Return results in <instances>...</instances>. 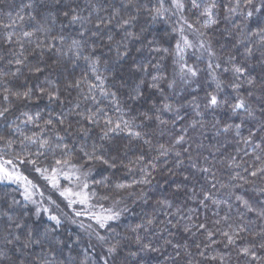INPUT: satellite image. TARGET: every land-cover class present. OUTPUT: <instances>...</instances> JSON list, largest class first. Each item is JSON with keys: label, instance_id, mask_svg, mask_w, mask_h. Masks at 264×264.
<instances>
[{"label": "trees", "instance_id": "trees-1", "mask_svg": "<svg viewBox=\"0 0 264 264\" xmlns=\"http://www.w3.org/2000/svg\"><path fill=\"white\" fill-rule=\"evenodd\" d=\"M200 2L211 3L212 0ZM127 3L128 0H64L57 5L53 0H0V72H15L18 67L15 60L24 59L25 66H20L21 72L17 77L10 76L8 79L12 84L27 81L28 86L37 90V95L31 100L19 102L13 98L7 120L19 125L24 135L40 132L35 124L21 123L24 117L20 113L24 111L32 114L39 112L44 120L63 112L68 116V121L75 125L78 117L69 113L73 111L74 105L79 103L80 112L102 108L105 116L114 121L134 119L135 130L141 131L144 139L150 140V144H144L143 140L133 139L127 136L126 132L113 136L114 143L122 147L127 146L121 153L124 165H128L129 160H135L140 155L144 156V164H155L156 170L149 177L150 183L133 185L127 191L116 193L108 201L92 198L99 206H111L122 212L118 221L110 222L114 232L97 230L101 235H106L110 243L121 242V251L115 264H221L219 259L211 260L212 256L223 257V264H264V249L259 248L262 238L253 235L264 228V217L259 215V211L264 209V191H261L264 189V173L251 175L256 169L264 168V152L261 151V148H264V42H261L259 36L251 35L264 28V8L256 11L248 5L247 0H215L217 6L213 10V18L217 23L205 29L202 27L204 18L200 17L203 7L199 10L192 9L191 0H184L186 8L182 14L189 23H194L196 28L205 33L204 39L210 41L212 50L216 53L209 63L213 66L218 63L220 68L214 67L210 74L207 68L209 63L190 56L186 61L200 70L198 76L187 84H181L177 79L176 87L169 89L167 84L173 79L172 57L155 53L151 49L156 46L171 49L175 46V33L161 39L165 33H171V29L176 27L175 14L169 4L165 3L164 6L169 12L163 19L157 17L153 20L146 10L137 12L134 7H122ZM261 3H264V0H252L253 5ZM94 5H99L95 11ZM155 5L156 0H151L150 6ZM69 7L76 9L84 17L91 14L92 24L87 25L91 31L96 30L94 25L99 17L107 20L114 9H120L121 15L116 17L111 25L102 29L104 39L92 38L96 39L95 56L100 60L95 72L83 58L74 61V58L61 56L60 49L63 48L67 52L70 41L79 38L81 27L79 24H70V16L66 18L63 15ZM231 7L236 8L234 14L228 12ZM248 12H253V15L246 19ZM129 16H135L136 19L126 26V30L135 32L140 39L128 41L129 55L124 59H117L115 48L107 44V33L119 32L115 39L120 40L124 32L117 29L116 25ZM19 17L23 19H18ZM41 26L51 28V31H37ZM24 32H32L33 35L30 38L24 37ZM61 35L66 37L64 43L59 40ZM52 37L57 39L53 40ZM153 40L156 41L155 44L150 43ZM246 48L253 49L251 56L245 55ZM87 54L86 51L84 55ZM228 57H234L232 63L246 70L239 80H236L231 71H224L225 68L232 67ZM140 65L147 66L148 72L134 70V66ZM151 65L159 67L153 68ZM35 66L42 68L43 72H29V68ZM162 73L167 79L161 83L160 88H150L148 85L152 82V76ZM96 75L104 79L96 80ZM81 77L85 79L80 88L66 87ZM248 79L255 81L254 87L246 83ZM46 80H52L53 86L60 88V99L63 103H50L46 95H39V88L47 87ZM141 80L145 81L140 86L141 95L133 100L129 93ZM233 83L240 84V87L234 90L231 87ZM90 85L93 87L90 88ZM101 88L115 92V97L103 96ZM249 92L252 93L251 96L248 95ZM210 94L218 96L222 102L220 107H206ZM85 96H94L97 102L84 99ZM238 98L246 99L247 104L254 110L255 118H246L244 112L239 109L236 114L232 113L231 106ZM166 103L170 104L174 111H163L162 106ZM3 107H8V104L3 102L0 95V109ZM156 109L161 111L157 112ZM145 114L152 119H144ZM156 116L166 123L159 124ZM177 116L180 119H176ZM68 121L64 127L68 126ZM36 123L42 126L43 120ZM235 124H242L238 130L239 135L235 128L228 132L223 131L225 125ZM0 130V135L8 133V138L17 141L11 149H5L0 142V155L3 157L21 162L18 157L29 151L33 154L36 152L34 146L22 150L18 143L21 137L5 128L3 119H0ZM57 131L59 135L65 136V143H79L74 130H70L72 134L68 135L62 129L54 128L46 135L53 136ZM100 131V127L91 126L89 144L100 142ZM250 133L251 143L245 144L243 140ZM180 136H183L184 140L175 143ZM256 144H260L261 148H256ZM161 146L166 150L170 149L167 156L160 155ZM177 152L180 153L179 157L176 156ZM257 156L261 159L257 160ZM29 158L37 161L35 166L51 169L50 166L54 165L51 152L47 157L32 155ZM56 158H60L58 154ZM177 160L183 161L179 167ZM117 163L116 169L96 165L89 183L108 177L112 184H132L134 180L143 178L140 173L143 165H137L133 172H128L125 167L119 166V160ZM204 169L207 171H203ZM92 190H96V186ZM100 192L105 194L103 189H100ZM141 192H144L145 199H137ZM205 192L211 199H204ZM236 196L247 200L256 211H247L241 202L236 200ZM115 200H120V203L114 205ZM159 200L169 201L170 206L158 205ZM214 200L219 203H213ZM125 207L127 212H123ZM35 214L33 207L23 200L18 187L0 183V252L5 254L0 264H39L41 256L52 261V264H69L70 261L74 264H80L81 261L83 264H104L105 259H108L109 264H113L106 254L107 244L102 247L94 234L90 236L88 232L68 223L69 221H63L53 233L55 239L63 242L59 247H50L45 243L22 248L29 231L32 233V239L36 240L43 235L45 229L53 227L54 222L43 215ZM225 216L228 217L227 221L224 220ZM151 217H154L151 226L141 228L136 233L130 231L136 225L146 223ZM15 223L24 227L17 229ZM201 223L205 224L204 229H199L198 225ZM229 224H249L250 230L240 233L236 243L230 245L222 235V232L230 231ZM185 228L188 231H185ZM209 231L213 233L211 237L207 236ZM7 233L12 234L8 236L9 239L18 235L20 240L13 239L12 244H5L4 236ZM137 236L141 238L140 244L136 243ZM145 244L150 245V249L142 251ZM251 245L256 246L257 255L262 259L252 260L239 254L242 247ZM130 252H135V257L129 256Z\"/></svg>", "mask_w": 264, "mask_h": 264}, {"label": "snow or ice", "instance_id": "snow-or-ice-1", "mask_svg": "<svg viewBox=\"0 0 264 264\" xmlns=\"http://www.w3.org/2000/svg\"><path fill=\"white\" fill-rule=\"evenodd\" d=\"M53 2L57 5L64 2V0H53ZM102 2V0H101ZM151 0H148V2H141V0H128L127 4L122 5L124 8H135L137 12L143 10H146L150 16H152L153 20H155L157 17L163 19L164 16L169 12L168 8H165V0H156L155 6H150ZM171 8L175 10L173 14L176 13H183V11L186 8V5L184 3V0H170ZM248 5L252 6L256 11H259L261 8H264V3H261L260 5H253L252 0H247ZM215 0H212L211 3H201L200 0H191V7L192 9L199 10L203 7V10L200 12V17H203V24L202 27L207 29L210 28L212 25L217 23V20L213 18V10L216 8ZM99 8V5H94L93 10H97ZM229 14H234L236 12L235 7L228 8ZM71 13V15H70ZM63 15L67 18L70 16L69 23L70 24H79L80 32H79V38L78 39H72L70 43L68 44V50L65 52L63 48L60 49L61 56H68L69 59H73L74 61L79 60L83 58V60L88 64L89 68L95 72L96 67L99 65L100 60L98 57L95 56V49H96V39L103 40L104 36L102 35V29L106 27L107 25H111L112 21L121 15L120 9L116 8L113 10L112 14L105 20L103 17H99L96 20V23L94 25L95 31H91L87 25L92 24V20L89 17L82 16L79 12L76 11L74 8H68V10L64 11ZM253 15V12H248L246 14V19L250 18ZM18 19H23L22 17H19ZM136 19L135 16H129L127 19H122L120 22L117 23L116 27L120 31L124 32V35L120 38V40H116V35L119 34V32L112 33L109 31L107 33V44L110 47H114L116 51V58L117 59H124L129 55L130 49L128 48V41L131 40H139L140 36L136 34L135 32H129L126 30V26H129L133 23V21ZM55 18L53 17V21ZM179 20L181 22V27L176 28L173 27L171 29V33H165L161 39H165L172 35V33H175L177 35L176 43L173 48H167L162 46H156L153 47L151 50L155 53H164L166 56L172 57V64L174 65L173 68V79L168 82L167 87L169 89H173L177 85V79L181 84H187L192 80L193 78L197 77L199 74V69L196 68L194 65H189L187 61L184 59V56L182 55L185 50L187 49H193L199 47L204 52L208 54L209 57H214L216 53L212 50V46L210 41H206L204 39L205 33L200 31L199 28H196L194 26V23H189L188 19L183 16L182 14L179 17ZM15 23V21H13ZM185 27L187 30H190L193 32L198 39V44H193L191 40H189L188 36L185 35ZM37 31H43V32H50L51 28H44L41 26L40 28H37ZM90 32V36H88V33ZM33 35L32 32H24L23 36L30 38ZM251 35L259 36L261 42H264V28L260 29L258 32L251 33ZM87 37V38H86ZM11 39V37H9ZM53 40H56L57 37H52ZM59 40L61 43H64L66 41V37L61 35L59 36ZM91 41V42H90ZM239 42V41H238ZM150 43L155 44L156 41H150ZM51 47V45H50ZM121 48H123V51H121ZM88 52L87 55H84L85 52ZM137 51H140V49H137ZM253 54L252 48H246L245 49V55L251 56ZM197 59H200V57H197ZM228 62L232 63L234 61V57H228ZM11 63V61H9ZM15 64L18 66L16 68L15 72H0V89H2V100L6 104H8V107H3L0 109V119H3L5 122V128L9 129L11 133L18 134L21 138L19 139L18 143L21 146L22 150L28 149L32 146L36 148V152L33 154L30 151L27 152L24 156L18 157L21 161V163L26 164H32L33 166L36 165L37 161L30 159L32 155H35L36 157H47L48 153H52V158L54 159V165L51 167V175L50 176H44L46 180L49 181L51 186L53 188L59 189L60 183L57 177L62 176L64 180L69 181L73 184V187H65L62 191H59V195L61 197H64L68 200V207H72L73 204L79 203L82 205L88 204L89 201L92 198H97L100 201H108L112 199V197L119 192L127 191L128 189L132 188L133 185H146L150 183L149 177L151 176V173L156 170L155 164H144V156L140 155L137 156L135 160H129L128 165H131L129 167L128 165H124L123 161L121 159V153L125 151L127 146H120L113 142V136L115 134H118L120 132H126L127 136L133 138V139H140L143 140L144 144H150V140L144 139V134L141 131L135 130L136 124L134 119L133 120H117L114 121L112 118L106 117L104 113V109L102 108H96L95 111H86V112H80L78 111L80 105L79 103L74 105V109L72 112L69 113V115H75L78 117V119L75 121V125L68 121V116H66L63 112L60 113L58 116H49L48 119L44 120L41 113L37 112L35 114L29 113L27 111L21 112L20 115L24 117V119L21 121L24 125H30L35 124L36 127L40 129V132H33L32 135H24L23 132L20 131L19 125H15V122H9L7 120V114L10 111L13 98L16 101L22 102V101H28L31 100V98L35 95H37V90L33 87H30L27 85V81L22 82L20 84H12L10 83V80L8 77H17V75L21 72L22 68L20 66H25V60L17 58L15 60ZM150 67L158 68V65H151ZM220 68V64H215L213 66L212 63H209L207 65V68L210 71V74L213 70V68ZM134 70L137 72H148L147 66H134ZM225 72L231 71L233 75L235 76L236 80H239L241 76L245 74V68L241 66H237L236 64L232 63L231 69L225 68ZM29 72H35V73H41L43 72V69L39 66H35L34 68H29ZM85 77H81L80 80H76L75 82L68 84L67 88H80L82 81H84ZM102 78L99 75H96V80H102ZM167 79V76L165 74L160 75H154L152 76V82L148 86L153 89H159L161 83ZM213 79L215 77L213 76ZM145 83L144 80H141L136 88L132 89L129 93L130 98L135 100L138 99L141 95L140 92V86ZM246 83L250 87L255 86V81L252 79H248ZM47 87H40L38 92L40 96H47L49 102H58L63 103L60 99L61 91L60 88L54 87V82L52 80H46ZM90 88L93 87L92 85L89 86ZM231 87L236 90L240 87V84L233 83L231 84ZM220 88V84H217V89ZM134 93V94H133ZM101 94L103 96L111 95L115 97V92H109L105 89L101 88ZM249 96L252 95L251 92L248 93ZM84 99H91L93 103H96V97L94 96H85ZM222 105V102L219 100L218 96L215 94H210L207 100L206 107L208 108H217ZM198 107V105H197ZM242 110L246 116V118H255L254 110L251 109V107L247 104L246 99L244 98H238L236 102L231 106V111L233 114H236L237 110ZM119 110V109H118ZM163 111L172 112L174 109L170 104H164L162 106ZM157 112L161 111V109H156ZM197 115H199V112H197ZM101 118H103V123L101 124ZM19 119V117H17ZM144 119L150 120L152 117L148 116L147 114L144 115ZM176 119H180L179 116L176 117ZM38 120H43V125H39L36 122ZM156 120L159 122V124H164L166 121L160 120L159 116H156ZM68 121V126L64 127L65 122ZM87 125V126H84ZM91 126H97L101 128L100 133L98 134V140L99 143L93 142L89 144V138H90V128ZM242 127V124H235V125H225L223 128L224 132L230 131L232 128H235L237 130V135H239V129ZM62 129L66 134L71 135L72 132L70 130H74L75 137L79 138V143H72L68 144L65 143V136L59 135V131L55 132L53 136H47L46 133L52 131V129ZM2 131V130H0ZM184 140L183 136H180L176 139L175 143H180ZM252 140V133L249 134L247 138L243 140L245 144H250ZM0 142L3 143V147L5 149H11L13 148V145L17 143L16 140L8 138V133H4L0 135ZM256 148H261L260 144H256ZM160 155L167 156L168 151L170 149L166 150L163 146L159 149ZM261 151L264 152V148H261ZM57 154L60 158H56ZM176 156L179 157L180 153L177 152ZM257 160H260L261 157L257 156ZM118 160L120 161L119 166H123L126 168L128 172H133L135 167L137 165H143V167L140 168V173L142 175V179L140 180H134L132 184H124V183H116L112 184V182L109 180L108 177H104L102 180H93L90 184L89 181L92 179V171L96 165H102L109 169H116L118 167ZM77 161V162H74ZM13 163L12 160L4 161L3 163H0V181H23L27 183L28 185L35 187L34 185H31V181H28L27 177L22 176L18 171L13 169L12 171H9L4 165L9 164L11 165ZM183 161L177 160V167H179ZM195 167V165H193ZM87 169V170H85ZM35 171L37 173H43L48 172V169H42L40 167H35ZM203 171H207V169H204ZM259 173H264V168H258L255 171L251 173L252 176H257ZM187 179V177H185ZM96 186V190H92V188ZM179 187V186H178ZM77 189V190H74ZM100 189L104 190L105 194H101ZM261 191H264V189H261ZM131 195V193H129ZM204 199L208 200L211 199V196L208 193H203ZM24 199L25 200H31L32 194L25 189L24 192ZM137 199H145L144 192H141ZM236 200L240 201L241 204L244 206L245 209L249 212L256 211L253 209L247 200H244L241 196H236ZM13 203H18L17 201H13ZM34 203V201H33ZM120 203V200H115L114 205H118ZM158 205L161 206H170V202L167 200H159L157 201ZM203 203V201H201ZM213 203H219L218 201H213ZM128 209L125 207L123 209V212H127ZM43 212L48 213L49 209L44 208ZM37 215L40 214V209H37L36 212ZM83 213L76 212V216H80ZM5 215H7L5 213ZM91 219L95 221V224L98 229L106 230V231H113L111 227L110 222L118 221L120 216L122 215V212L115 211L113 208H104L103 204H100V212L98 213H90L89 214ZM259 215L261 217H264V209H261L259 211ZM48 219L52 222H54L53 227L49 229H45V232L43 235L36 240L32 239V233L29 231L26 234V239L22 243V248L27 249L30 248L33 244H40L43 245L47 243L50 247H59L63 242L60 240H57L54 238L53 233L56 229H58L61 226V218L57 215H48ZM9 220L11 221V217H9ZM224 220L227 221L228 217L225 216ZM154 217L148 218L146 220V223L138 224L135 227L131 228L130 231L133 233L138 232L141 228H145L146 226H151L153 224ZM71 223L75 224L76 221L72 220ZM219 223V221H217ZM15 228L21 229L24 227V225L20 223H15ZM81 228H84L85 226L83 224L79 225ZM199 229H204L206 226L205 224L201 223L198 225ZM88 229H91V232H89V235H95L96 241L103 247L104 245H108L106 248V254L107 257H109L113 264H115L116 258L119 255V252L121 251V242L117 241L115 243H110L109 238L106 235H101L99 231H97L95 228H92V225L87 226ZM228 228L230 231H224L222 232L223 237L227 240L228 244H235L236 240L240 238L239 234L249 231L250 227L249 224L244 225H233L229 224ZM185 231H188L187 228H185ZM217 231H220L217 229ZM12 235L11 233H7L4 236V243L5 244H12L13 239L16 241L20 240V237L18 235L14 236L13 239H9L8 236ZM213 233L209 231L207 233L208 237H211ZM254 236H259L262 238V242L259 244V248L264 249V228H261V231L259 233H253ZM136 243H141V238L139 236L136 237ZM166 243H170V241H166ZM91 247V245H89ZM256 246L251 245L247 247H242L240 249L241 255L245 257H249L252 260H260L262 259L257 255V252L255 250ZM150 245H143V250H149ZM155 250V249H151ZM129 256L135 257V252L128 253ZM5 258V254L0 252V260ZM211 260H220L221 264H223V257L218 256H212L210 257ZM39 264H52V261H49L45 258V256L39 257ZM69 264H74V262L70 261ZM80 264H83V261L80 262ZM104 264H109L108 259H105Z\"/></svg>", "mask_w": 264, "mask_h": 264}, {"label": "rangeland", "instance_id": "rangeland-1", "mask_svg": "<svg viewBox=\"0 0 264 264\" xmlns=\"http://www.w3.org/2000/svg\"><path fill=\"white\" fill-rule=\"evenodd\" d=\"M165 3L169 4L170 9L172 10V13L175 12L174 9L171 8L170 0H165ZM182 13H176L174 17H176V20L174 22V26L176 28L181 27V22L179 20V17ZM184 16V14H182ZM185 35L188 36L189 40L193 42V44H198L197 36L191 32L190 30H187L185 27ZM177 38V35H176ZM184 56V59L186 60L188 57H200L201 59L205 60L207 63L212 62V57H209L206 52H204L199 47L193 48V49H187L182 54ZM10 159H7L0 155V163H3L4 161H7ZM13 161V160H12ZM9 171H12L15 169L18 171L22 176L27 177L28 181H31V185H34L35 187H32L28 185L27 183L23 181H0V183H7L12 184L18 187L21 190V195L23 200L28 203L30 206L33 207L34 211L37 212V209H40V214L43 215L46 219H48V215H57L61 218V221H66L68 223H71L72 220H75L76 223L73 224L77 228L85 231V232H91V229H88V225H92V228H95L98 230L95 221H93L90 217V213H98L100 212V206L95 204L92 199L89 201L88 204L82 205L79 203H75L72 205V207H68V200L64 197H61L59 195V191H62L65 187H73V184L69 181H66L63 179L62 176L57 177L60 183V188L56 189L51 186L48 180L44 178V176H50L51 175V169H48V172L43 173H37L35 171V167L39 166H33L26 163L21 162H15L11 165L5 164L4 165ZM42 169H46L44 167H40ZM25 189H27L32 194L31 200H25L24 199V192ZM74 190H77L74 188ZM34 201V203H33ZM111 206H104V208H110ZM47 208L49 209L48 213L43 212V209ZM112 208V207H111ZM114 209V208H113ZM115 210V209H114ZM116 211V210H115ZM76 212L83 213L80 216H76ZM37 215V214H35ZM49 220V219H48ZM83 224L85 227L81 228L79 225Z\"/></svg>", "mask_w": 264, "mask_h": 264}]
</instances>
